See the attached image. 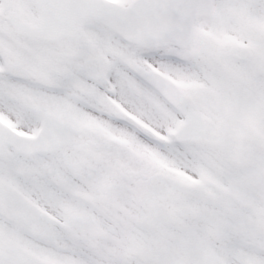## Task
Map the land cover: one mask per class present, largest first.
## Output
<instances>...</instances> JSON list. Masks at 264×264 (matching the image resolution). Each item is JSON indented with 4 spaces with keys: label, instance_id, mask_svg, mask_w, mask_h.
<instances>
[{
    "label": "snow or ice",
    "instance_id": "6c2138e0",
    "mask_svg": "<svg viewBox=\"0 0 264 264\" xmlns=\"http://www.w3.org/2000/svg\"><path fill=\"white\" fill-rule=\"evenodd\" d=\"M0 264H264V0H0Z\"/></svg>",
    "mask_w": 264,
    "mask_h": 264
}]
</instances>
